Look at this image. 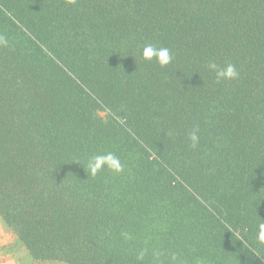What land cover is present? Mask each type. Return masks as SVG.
I'll list each match as a JSON object with an SVG mask.
<instances>
[{"label":"trees","instance_id":"obj_1","mask_svg":"<svg viewBox=\"0 0 264 264\" xmlns=\"http://www.w3.org/2000/svg\"><path fill=\"white\" fill-rule=\"evenodd\" d=\"M0 35V216L32 258L264 264V0H0Z\"/></svg>","mask_w":264,"mask_h":264},{"label":"clouds","instance_id":"obj_2","mask_svg":"<svg viewBox=\"0 0 264 264\" xmlns=\"http://www.w3.org/2000/svg\"><path fill=\"white\" fill-rule=\"evenodd\" d=\"M69 2H73V0H69ZM7 46H9L8 39H6L3 35H0V47ZM141 57L145 61L155 60V62L163 68L172 62L173 53L167 47H158L152 43H148L142 47ZM207 69L209 72L215 74V78L218 83L237 80L240 75L237 66L232 63H225L221 66L215 61H210L207 64ZM188 139L190 141V146L192 148H196L200 141L198 127H193V129L188 133ZM124 167L125 166L121 158L113 152L92 155L87 161V169L92 176L97 175L105 168L114 173H120L124 170ZM257 236L260 241L264 242V223L259 224Z\"/></svg>","mask_w":264,"mask_h":264},{"label":"rangeland","instance_id":"obj_3","mask_svg":"<svg viewBox=\"0 0 264 264\" xmlns=\"http://www.w3.org/2000/svg\"><path fill=\"white\" fill-rule=\"evenodd\" d=\"M6 228L8 230L9 226L6 224V222L1 218L0 216V226ZM3 253L8 254L10 256H13L15 258L20 257L23 261L30 258L29 252L21 242V240L15 235V233L9 228V237H8V243L6 249L3 251ZM50 260V264H65L63 261L58 260Z\"/></svg>","mask_w":264,"mask_h":264},{"label":"crops","instance_id":"obj_4","mask_svg":"<svg viewBox=\"0 0 264 264\" xmlns=\"http://www.w3.org/2000/svg\"><path fill=\"white\" fill-rule=\"evenodd\" d=\"M8 237H9V228L8 230L2 225L0 226V264H50V260H37L31 257L22 260L20 257L17 256V258L10 256L8 254L3 253V251L7 247L8 243ZM66 264V263H65Z\"/></svg>","mask_w":264,"mask_h":264}]
</instances>
